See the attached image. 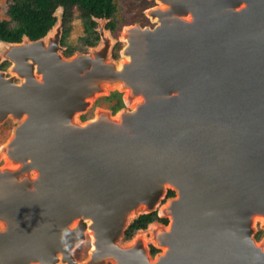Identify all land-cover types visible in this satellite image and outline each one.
Listing matches in <instances>:
<instances>
[{
	"label": "water",
	"instance_id": "95a60500",
	"mask_svg": "<svg viewBox=\"0 0 264 264\" xmlns=\"http://www.w3.org/2000/svg\"><path fill=\"white\" fill-rule=\"evenodd\" d=\"M158 1L156 26L125 28L122 70L98 31L100 51L63 58L61 18L55 34L57 21L1 44L21 82L0 72V120L18 121L4 147L18 167L0 170V264H73L89 228V264H264L251 229L264 219V0ZM103 83L133 109L73 122ZM166 189L176 197L157 213ZM139 209L172 223L155 262L139 244L135 257L117 249Z\"/></svg>",
	"mask_w": 264,
	"mask_h": 264
},
{
	"label": "rangeland",
	"instance_id": "374dc122",
	"mask_svg": "<svg viewBox=\"0 0 264 264\" xmlns=\"http://www.w3.org/2000/svg\"><path fill=\"white\" fill-rule=\"evenodd\" d=\"M118 7H119V15L121 19V24L117 27L116 31L114 33H110L108 30L104 28L106 21L105 20H97V31L103 35V38H107L109 41V52L106 57V62L109 64L117 65L121 59V62L125 61V56L120 55V52L124 46H126V42L124 43L123 36H124V30L127 27L131 26H139L140 28H150L152 29L154 25L156 24L155 21L150 18L148 15L149 11L158 7L159 2L157 0H117ZM8 2L6 0H0V20L7 19L6 16V10L8 7ZM61 12L62 10L59 8L55 11V15L57 18V23L54 26V28L51 31V34H55L56 30L59 29V21L61 18ZM106 30V31H105ZM82 35V27L81 22L78 19H74L71 24V31L66 39L67 45L71 47H76L78 50H76L71 56H65L64 51L66 47L60 46L59 53L61 56L65 59L74 57L76 55L81 54H93L94 51H100L103 46L102 38H100L98 44L93 48H84V50H80L82 48L79 44V37ZM7 50V47L0 44V72H2L5 77H14V83L19 84L21 82V79L16 77L10 72L11 62L10 60L5 56V51ZM116 55L117 58L114 59L113 55ZM3 64H6L5 67H2ZM37 79H39V76H36ZM113 93H119L121 96V100L123 102V107L118 110L117 112L112 111V107L116 104V99L111 98L110 95ZM125 101V104H124ZM136 99H129L125 100V94L124 92L120 91L117 86H113L108 83H103L101 85L100 92L96 93L92 98L88 99V106L84 112H81L77 114L73 118V122L75 123H85L90 120H92L96 115L98 114H106L110 120H114L120 112L123 111H129L132 109L134 104L136 103ZM17 120H15L13 117H7L3 120H0V170H14L18 167L17 164L12 163L9 158L6 156V153L4 151V147L7 145L9 139L12 136V131L14 127L17 125ZM32 180L34 178V173H30L28 176ZM170 191V189H166L163 193V195L159 199V203L157 207L155 208L156 212L159 213V210L161 207H163L170 198H175L176 194L174 193V196L167 197V192ZM169 205H166L165 208H162V211H165L166 208H169ZM142 210H138L135 213H132L129 218L126 221L125 227L130 224V222L135 219L136 215L141 213ZM162 219H166L167 223L162 224L160 222H152L147 225V227L144 230L137 231L130 239L125 240L122 238H119L117 241V245L119 246H129L133 243V241L137 242V244L134 245H140L142 251L146 253L147 257L151 260L154 259L155 255H159L161 250L157 246V237L159 234L164 231L165 227L169 224L168 216H162L160 215ZM127 228V227H126ZM251 229H252V238L255 236V234L259 231L262 232L261 238L256 241V244H259L262 239L264 238V219L257 216L252 219L251 222ZM168 231V229H167ZM170 231V230H169ZM134 242V243H135ZM133 245V244H132ZM133 245V246H134ZM135 247V246H134ZM153 247L157 250V253L155 255L150 254V248ZM91 251V238L88 234V232L84 233V239L76 245L72 249V259L73 264H85L86 261L89 259ZM56 264H67L65 262H62L58 260ZM104 264H112L110 261H106Z\"/></svg>",
	"mask_w": 264,
	"mask_h": 264
},
{
	"label": "trees",
	"instance_id": "16d2710c",
	"mask_svg": "<svg viewBox=\"0 0 264 264\" xmlns=\"http://www.w3.org/2000/svg\"><path fill=\"white\" fill-rule=\"evenodd\" d=\"M9 4L6 10L7 19L0 20V42L19 43L25 37L30 41L43 38L55 25L57 18L55 11L61 9V38L60 46L66 47L65 56H71L76 47L67 45L66 39L71 31L72 21L80 20L82 35L78 41L82 48L95 47L99 40L97 20H105L104 28L114 33L121 24L117 0H6ZM113 58L117 56L114 54ZM3 64L2 67H5ZM115 98L116 104L112 107L117 112L123 107L119 93L110 95ZM174 196L173 191L167 192V197ZM160 222L166 224L167 220L159 218L156 212L141 214L132 220L124 232V239H130L137 231L144 230L148 224ZM262 236L259 231L254 239L258 241ZM157 250L150 248V254L155 255Z\"/></svg>",
	"mask_w": 264,
	"mask_h": 264
},
{
	"label": "bare ground",
	"instance_id": "6f19581e",
	"mask_svg": "<svg viewBox=\"0 0 264 264\" xmlns=\"http://www.w3.org/2000/svg\"><path fill=\"white\" fill-rule=\"evenodd\" d=\"M158 1V0H157ZM159 2V1H158ZM167 6H166V4L165 3H163V2H159V6L158 7H156V8H158V9H160V11H165V8H166ZM153 11H155V9L153 10L152 9V12ZM148 15H150V13H148ZM153 20L155 21V25L154 26H156L157 25V23H159V18H158V16H157V14H154L153 13ZM129 29H126V33H127V31H128ZM127 36V35H126ZM127 39V37H125L124 38V43L127 41L126 40ZM127 43V42H126ZM0 44H3V43H0ZM126 46H124L123 48H122V50L125 48ZM122 50H121V52H122ZM122 56H125V58H126V60L125 61H123V62H121V59H120V61H119V63H118V65H117V70H122V68H123V66L127 63V62H129L130 61V57H129V55L127 54V53H123L122 52V54H121V57ZM132 109H133V107H132ZM95 118V117H94ZM93 118V119H94ZM118 119V118H117ZM35 175V174H34ZM172 202V201H171ZM171 202H169V203H167V205H171ZM165 206L166 205H164L163 206V208H165ZM161 209V208H160ZM162 210V209H161ZM160 210V211H161ZM167 213V210H165V211H162V213L161 214H163V213ZM171 222H170V224H168V226L167 227H165V232H169L170 233V231H171ZM77 226V222L75 223H72L71 225H70V227L71 228H74V227H76ZM167 229H168V231H167ZM170 230V231H169ZM88 232V234H89V236H90V238H91V250H94V235H93V231H91V229L89 228V230L87 231ZM164 233V231L163 232H161L160 234H159V236L160 235H162ZM162 237V236H161ZM135 241H133V245L134 244H137V242H135ZM129 245V246H126V247H123V246H119L118 245V247H117V249H120V250H124V251H132L131 249H134V246L133 245ZM263 248V246H262V244H259V248ZM105 250H106V248H104ZM160 250H161V252H160V255L161 256H163L166 252H167V250H168V248H166L165 246H162V245H160ZM132 253V252H131ZM133 254V253H132ZM134 255V254H133ZM111 257H113V258H111V259H104V261L101 263L100 261H98V263H97V261H93L92 262V264H104V262H106V261H111L112 262V264H117L116 263V259L114 258V256L111 254L110 255ZM134 257H135V255H134ZM58 260H60V261H64L63 260V257H62V255L59 253V256H58ZM58 260H57V262H58ZM91 259H88V261L86 262V264H89V263H91V261H90ZM154 261H152V262H155L156 260H157V258L155 259H153ZM89 262V263H88ZM152 262H150V263H152Z\"/></svg>",
	"mask_w": 264,
	"mask_h": 264
}]
</instances>
